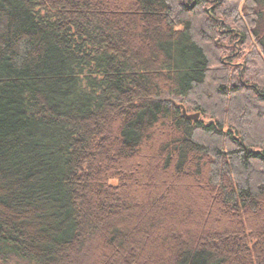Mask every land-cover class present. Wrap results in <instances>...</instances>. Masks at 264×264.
Segmentation results:
<instances>
[{"label":"trees","instance_id":"obj_1","mask_svg":"<svg viewBox=\"0 0 264 264\" xmlns=\"http://www.w3.org/2000/svg\"><path fill=\"white\" fill-rule=\"evenodd\" d=\"M240 2L0 0V264H264V152L244 132V103L264 112V0L243 6L259 50ZM171 191L188 228L157 207Z\"/></svg>","mask_w":264,"mask_h":264},{"label":"rangeland","instance_id":"obj_2","mask_svg":"<svg viewBox=\"0 0 264 264\" xmlns=\"http://www.w3.org/2000/svg\"><path fill=\"white\" fill-rule=\"evenodd\" d=\"M247 2H248V0H242V2H240V4H239V9H238V11H237V15L239 16V18H240V20L241 21H243V24L245 25V27L248 29V31H249V35H250V38H251V48L253 47V48H256V40L253 38V35H252V32L250 31V28L248 27V22H247V17H246V15H244V13H243V6L245 5V4H247ZM207 7H209V10H210V8H211V6H207ZM238 16H237V18H238ZM235 16L233 17V19H235V20H238ZM234 25H237V24H234ZM233 30H236L235 28H233ZM237 42V41H236ZM235 46H237V43H235ZM215 47V46H214ZM216 48V47H215ZM257 49V48H256ZM216 50H217V48H216ZM257 50H259V49H257ZM247 52V51H246ZM246 52L244 53V54H246ZM239 52H237V54H238ZM217 57V56H216ZM214 57V59H213V62H212V64H213V68H216V69H223L224 71H225V68L227 67V70H233V68L234 67H236V66H242L243 65V60L242 59H237V61L236 62H234L233 64H230V59L228 60L226 57L225 58H223V61L221 60V58L220 57ZM228 62H227V61ZM222 73V72H221ZM220 77H222V76H220ZM220 77H216V81L214 82V87H217L219 84H221V82H222V78L220 79ZM253 78V77H252ZM246 78L244 77V79L243 78H240L239 80H237V83L239 82V83H241L242 84V86H244L243 85V82L244 81H248V80H245ZM249 79H251V77L249 78ZM263 80H264V77H263ZM235 81V80H234ZM209 86V85H208ZM214 89V88H213ZM213 89H209V88H203V90H202V93H200V95H202L203 94V92L204 93H206V92H212L213 91ZM249 89V86L248 87H245V92H246V90H248ZM211 97V98H210ZM219 96H218V94L216 93V92H212L211 93V96H209V95H206V98L204 97V99L203 100H209V99H213L211 102H208V103H206L207 101H204L205 102V104L207 105L206 106V108H207V110L209 111V112H211V113H218V116L219 117H224L225 119L227 118L228 120H227V122H228V124L229 123H232L233 124V121L237 124V122L235 121L236 119V117H234L235 115H234V113L233 112H231V111H233V110H227L228 111V113H221V112H215V110L214 109H212V105H216V103H218V101H217V99L216 98H218ZM215 98V99H214ZM160 100V102H162V103H165V104H167V105H169V106H172L173 104H176V103H179L178 102V99H176V98H174V97H169V96H166V97H163V98H160L159 99ZM245 104V107L248 109V114L250 115L249 116V118H248V120H247V123L245 124V126H244V132H245V135L247 136V134L249 135V137H251V138H253V139H255V140H260V142H261V145H258V144H256V148L254 149L255 151H260V152H264V112H260V113H258L253 107H252V105H249L248 103H244ZM259 104V103H258ZM261 106H263L264 107V104H260ZM228 109V108H227ZM229 109H231V107H229ZM262 109H264V108H262ZM264 111V110H263ZM229 113H230V115H229ZM188 114H190V115H196V114H199L200 116H201V113L200 112H190V113H188ZM257 114H258V116H257ZM210 116V115H209ZM207 117V118H205V121H206V123L209 121V118L210 117ZM261 117V118H258V117ZM246 122V121H245ZM234 123V124H235ZM235 124V125H236ZM238 125V124H237ZM171 193H174V196H172L171 195ZM171 193H166L167 195H166V197H163L162 199H161V202H160V204L157 206V207H161V204H162V208H160V209H162L163 211H164V214H163V217H168V221H169V225L168 226H173V227H175V225H177L178 223H182L180 226H183V227H186V228H188L189 227V225H191L192 223H191V219H189V220H187L183 215L186 213L185 211H179L178 209H176V208H174L173 206H172V204L171 203H169V198L171 197V198H175V199H177V192H173V191H171ZM134 195H137V191H136V193H134ZM146 195V194H145ZM186 196H188V197H191V199H194V201L196 200V199H198L199 197H200V195H199V193H194V194H192L190 191H188V194L186 195ZM132 197V196H131ZM140 197H142V199H144V194L143 193H141L140 194ZM156 206H153V205H151V207L147 210V214H145V212H144V210L142 209V210H139V213H138V217H140V216H142L143 217V219L145 218V220L147 219L148 220V218H147V216L149 215V214H153L155 211L157 212V217H159V216H161V213H160V210H157V209H159V208H157ZM184 212V213H183ZM171 215V216H170ZM137 216L136 217H134L133 219L134 220H136L137 218H138ZM171 217V218H170ZM189 218V217H188ZM259 218V219H258ZM133 220V221H134ZM263 219L261 218V216L259 215H257V218H255L254 219V223L256 222V224L258 223V227L259 226H262L263 225ZM183 222H186V223H183ZM193 222V221H192ZM262 222V223H261ZM249 224H251V226H252V223H250L249 222ZM262 224V225H261ZM257 234V236H260V237H262V234L261 233H259V231L256 233ZM261 240H263V238H261ZM150 251H152L151 249H149L148 250V252H150ZM153 252L156 254V253H158V251H155V250H153ZM92 252H91V250H88L87 251V253L85 254V256L86 255H90ZM153 253V254H154ZM145 254V253H144ZM147 254V253H146ZM145 254V255H146Z\"/></svg>","mask_w":264,"mask_h":264},{"label":"water","instance_id":"obj_3","mask_svg":"<svg viewBox=\"0 0 264 264\" xmlns=\"http://www.w3.org/2000/svg\"><path fill=\"white\" fill-rule=\"evenodd\" d=\"M182 109H183V113L190 119H193V120H199L200 118V115L199 114H196V115H190L187 113L186 109L182 106Z\"/></svg>","mask_w":264,"mask_h":264}]
</instances>
